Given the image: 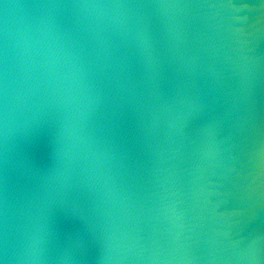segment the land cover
Instances as JSON below:
<instances>
[{
  "label": "water",
  "instance_id": "95a60500",
  "mask_svg": "<svg viewBox=\"0 0 264 264\" xmlns=\"http://www.w3.org/2000/svg\"><path fill=\"white\" fill-rule=\"evenodd\" d=\"M0 264H264V0H0Z\"/></svg>",
  "mask_w": 264,
  "mask_h": 264
}]
</instances>
